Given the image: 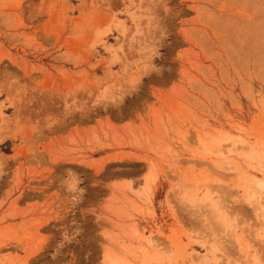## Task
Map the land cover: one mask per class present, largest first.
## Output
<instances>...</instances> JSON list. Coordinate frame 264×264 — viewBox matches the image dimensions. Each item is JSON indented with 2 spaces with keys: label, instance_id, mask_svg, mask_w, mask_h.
Here are the masks:
<instances>
[{
  "label": "rangeland",
  "instance_id": "1",
  "mask_svg": "<svg viewBox=\"0 0 264 264\" xmlns=\"http://www.w3.org/2000/svg\"><path fill=\"white\" fill-rule=\"evenodd\" d=\"M0 264H264V0H0Z\"/></svg>",
  "mask_w": 264,
  "mask_h": 264
}]
</instances>
